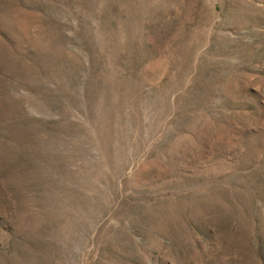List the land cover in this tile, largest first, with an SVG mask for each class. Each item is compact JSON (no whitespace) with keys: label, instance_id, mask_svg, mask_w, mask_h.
<instances>
[{"label":"rangeland","instance_id":"obj_1","mask_svg":"<svg viewBox=\"0 0 264 264\" xmlns=\"http://www.w3.org/2000/svg\"><path fill=\"white\" fill-rule=\"evenodd\" d=\"M0 264H264V0H0Z\"/></svg>","mask_w":264,"mask_h":264}]
</instances>
